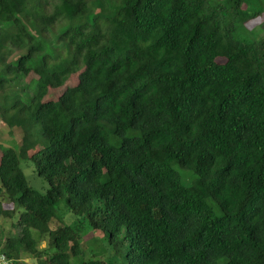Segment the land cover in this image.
I'll list each match as a JSON object with an SVG mask.
<instances>
[{
  "label": "trees",
  "instance_id": "obj_1",
  "mask_svg": "<svg viewBox=\"0 0 264 264\" xmlns=\"http://www.w3.org/2000/svg\"><path fill=\"white\" fill-rule=\"evenodd\" d=\"M263 14L264 0H0V120L21 134L0 145V216L17 228L0 253L264 264V22L248 25Z\"/></svg>",
  "mask_w": 264,
  "mask_h": 264
},
{
  "label": "rangeland",
  "instance_id": "obj_2",
  "mask_svg": "<svg viewBox=\"0 0 264 264\" xmlns=\"http://www.w3.org/2000/svg\"><path fill=\"white\" fill-rule=\"evenodd\" d=\"M260 22H264V14L262 17H256L253 20H251L248 25L252 26L254 24H259ZM219 61H222L223 58H218ZM77 80V74H72L70 77L67 79L64 85L58 87V88H51V90L48 93V97L50 98H56L58 97L62 91L67 87L75 84ZM21 140V134L19 133V130L16 128H13L12 130L9 129L1 120H0V145H10V146H18ZM1 152V151H0ZM23 159L21 160V167L23 169L24 175L26 177V180L28 184L33 187L34 189H37L38 191L44 193L48 187L47 181L41 177L40 175L37 174L35 171L34 167L27 164L26 166L23 164ZM27 161V160H25ZM176 170L179 172L181 176H183L184 173H186L187 170L176 166ZM3 206L6 208H10L12 205L8 201H4ZM56 215L59 218V220L62 223H66L69 225H73L77 227V229L80 230L82 233V240L80 241V245L82 248H85L86 250L92 252L94 254L93 256H97L98 251H97V242L94 239L92 233L90 232V229L86 227L87 222H80V219L76 218L70 211L67 210L65 202L61 201L57 204L56 207ZM16 218H10V217H4L0 216V231H1V240L4 243L5 239L8 236L14 235L17 231V228L15 226ZM59 222L58 220H54V224ZM93 234L95 236H100L101 232L99 231H93ZM84 240L89 241L90 243L85 244ZM45 242L42 241L40 243V247L45 246ZM23 259L26 261V263H36L34 258H31L27 255L22 256ZM107 257H104L106 259ZM107 260V259H106ZM105 264H108L107 262ZM110 264H121L119 263L118 259L113 260V263L111 262ZM124 264V263H123Z\"/></svg>",
  "mask_w": 264,
  "mask_h": 264
},
{
  "label": "built area",
  "instance_id": "obj_3",
  "mask_svg": "<svg viewBox=\"0 0 264 264\" xmlns=\"http://www.w3.org/2000/svg\"><path fill=\"white\" fill-rule=\"evenodd\" d=\"M0 264H13V260L6 257L4 253H0Z\"/></svg>",
  "mask_w": 264,
  "mask_h": 264
}]
</instances>
